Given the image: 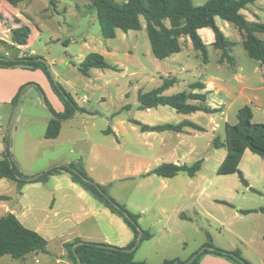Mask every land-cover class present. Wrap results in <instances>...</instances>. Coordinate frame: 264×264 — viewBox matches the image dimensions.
Returning a JSON list of instances; mask_svg holds the SVG:
<instances>
[{"label": "rangeland", "instance_id": "rangeland-1", "mask_svg": "<svg viewBox=\"0 0 264 264\" xmlns=\"http://www.w3.org/2000/svg\"><path fill=\"white\" fill-rule=\"evenodd\" d=\"M112 1L117 4L127 2V0ZM193 1L196 6H200L207 0ZM54 2L53 6L48 0H31L18 6L20 10L25 11L29 21L27 51H33L34 57L45 62L50 77L39 69L28 70L31 80L18 94L13 110H0L2 111L0 112V151H2L0 157L4 155L6 146L9 145L12 159L24 176H33L34 173L43 174L49 170V166H46V162L40 156L41 144L34 142V139L44 135L46 118H53L50 108L58 113L54 99L64 108H67L66 102L68 101L71 104L68 108L73 110L74 116H71L72 121L64 127L63 138L67 133L66 130H69L71 126L80 138L76 148L79 160H74L75 162L72 163H79L78 165L83 167L96 183L98 182L95 179L109 183L98 184L104 186L108 195L124 205L130 212L136 211V208L144 209L154 199L150 189L155 188L160 192L162 182L171 181L165 178L159 179L158 176L154 177L156 175H147L146 172L152 170L156 163L152 153L145 149L138 155L132 146L130 148L119 146L122 138L118 139L111 134L109 128L123 120L139 119L142 114L138 111L139 94L156 88L161 78L168 79L169 73H171V79L175 80L170 94L175 95L188 91L189 85L198 82L206 71L213 74L219 69L222 71H219V74L221 73L226 80L230 81L229 74L236 71L237 61L242 67L251 65V69L257 67L258 64L249 58L242 44L238 43L230 51V56L234 61L232 63L225 61L222 65L219 64L222 52L210 48L208 55L211 65L206 69L207 66L202 56L193 49L191 41L192 49L197 57L190 56L186 44L187 39L183 41L182 54L171 57L183 66L158 59L154 61L156 59L151 50L145 22H143L144 27L141 31H131L125 34L117 30L116 38L106 40L101 33L93 0H54ZM249 7L259 15L260 21L264 23V1ZM252 17L249 15L250 19H253ZM229 33L231 35L228 39L236 42V31L230 30ZM11 49L5 43L0 42V57L5 58L7 53L12 55L19 53ZM90 53L100 54L114 68L91 69L87 76L83 75L80 66ZM155 71H160V74L156 75ZM230 83L236 91V83L233 81ZM84 96L88 97L87 102L83 101ZM222 96L223 94L220 98ZM224 110L230 123L235 125L237 123L234 119L236 105L231 110L226 108ZM151 114L150 121H159L158 123L171 121L163 116L159 117L155 112ZM258 114L254 123L264 124L260 123L259 116L262 113ZM26 134H30L32 142L22 145ZM86 134H88V143H85ZM119 137H121L120 134ZM93 143L98 148L101 145L102 157L96 153H90L89 147ZM46 144L51 146L58 143L47 142ZM22 149L30 154L27 158L24 157ZM217 160V157L209 155L202 163L201 173L199 172L200 174L198 173L199 175L193 179L185 177V181L190 182L193 188L196 185L211 184L210 188L221 195L219 198L223 200L221 204L204 203L202 206L207 223L216 225V218L221 223H225L227 228L230 224V227L238 226L245 231L249 219L236 220L235 214L239 209L263 207L264 190L255 188L254 192L246 191L238 175H218ZM127 163L132 165V169H137L141 176H126L124 166ZM240 170L246 181H252L260 185L262 189L264 188V160L262 158L248 151ZM23 186L19 187L14 181L0 179V218L11 210L29 208L30 200L32 203L37 200L35 207L40 211L39 215L45 209L46 206L44 207L43 204L46 203L48 196L44 191L48 186H30L24 190ZM24 192L27 194L26 199L22 197ZM242 192H245V195ZM90 198L96 202L92 196ZM173 214V211H168L157 215L163 217L168 223H178ZM148 217L143 227L147 228L152 239L141 244L139 259H144L147 248L165 247L170 253H174V251L181 252L187 248L191 250L201 247L203 242L208 241L207 234L210 235L213 245L220 249L241 247L229 233L222 232L219 235L212 234V232L199 233V237L191 236L187 239L180 233L163 232L161 226L155 222V208L149 209ZM252 218L255 217H250ZM193 219L198 221V217H193ZM26 225L31 227L29 224ZM47 250L51 255L39 252L36 257L39 264H57L58 258L60 259L59 264H72L67 256L61 258L62 253H67V250L63 249L62 244L57 240L51 239ZM10 258L7 257L5 262H9ZM31 264H35V261Z\"/></svg>", "mask_w": 264, "mask_h": 264}, {"label": "crops", "instance_id": "crops-1", "mask_svg": "<svg viewBox=\"0 0 264 264\" xmlns=\"http://www.w3.org/2000/svg\"><path fill=\"white\" fill-rule=\"evenodd\" d=\"M28 1L31 0L21 1L16 6H13L8 0H0V42L11 47V50H14V47H17L19 49V53L16 57L18 56L19 58L34 57V52H28L27 46H17L12 36L13 30L29 25L25 11L18 8L20 4ZM242 13L249 21L256 20L261 22L259 15L256 12H253L251 7H248V9L242 11ZM249 15H252L253 19H250ZM216 21L227 38L231 35L229 31L235 30L237 36L236 42H242L241 34L235 26L222 21L219 18H217ZM199 33L205 44L211 46L214 43L215 37L211 29H202ZM183 41L185 40L182 39V43ZM186 44L190 56L195 55V57H197L189 40H187ZM182 52L180 54H182ZM10 56H12V54L7 53L5 58H10ZM174 59H171L170 57L164 61L177 63L179 66H183ZM154 61L158 60L156 59ZM219 64H224V62H221V57ZM257 64V67L251 69V65H248V67H242L238 61L236 62V71L229 74L231 78L230 81L236 83V91L230 81L226 80L221 73L219 74V71H221L219 69L216 70L217 73L213 74H209L207 71L204 72L203 77H201V79L199 78L198 82H193L189 85L188 91L197 95H205V105L212 109L219 110L218 113L208 114L205 112H196L191 114H182L167 106H159L157 108L144 110L141 109L139 102L138 111L139 113H142L141 117L139 119H127L117 122L112 128H109V132L114 134L118 139L122 138V143H120L119 146H124L125 148H130L132 146L136 149V153L138 155L140 151L143 152L145 149L152 153L156 163L153 165L154 167L152 170L146 172L147 175L157 167L165 164L192 166L199 160L204 161L209 155L218 158L216 166L218 171L219 167L226 158L227 151L225 148L215 149L213 147V141L216 138H218L221 142L225 141V126L227 123L231 124L224 108L231 110L235 108L236 105L234 119L238 122L237 114L239 110L245 106H250L254 113L253 121L259 115L258 113H262L259 116L261 118L260 123H264V68L258 62ZM205 65L207 66L206 69H208L211 65L210 60H208ZM155 74H160V71H155ZM30 75L31 74L27 69H0V110H13V107L15 106L13 102L20 90L23 89L28 82H30ZM169 78H171V73H169L168 79ZM160 80L161 81L158 83L156 88L161 87L165 82L162 78ZM194 84H202L205 88L202 90H190V86ZM170 90L171 88L166 90L164 95L172 96L170 94ZM222 94L226 97L222 96V98H220ZM53 102L58 113H64V110L66 112V108L60 105L58 101L54 99ZM190 103L199 104L196 101ZM153 112H155L159 117L163 116L166 120L170 119L171 121L162 123H158L159 121H150L149 117ZM50 121L51 118L47 117L46 130ZM71 121L72 117L62 122L61 133L56 139H46V130L41 138L39 137L34 139V142L39 145L41 144L39 148L40 156L46 162V166H49L48 168L58 165L72 164V162H75L74 160H79L76 148L80 138L75 134L73 126L69 127V130H66L67 133L63 138L65 131L64 127ZM187 122H190L201 129H195L194 127L185 125L178 132H144L137 124L140 123L148 126L172 124L177 126ZM16 132H18L17 128ZM119 134L121 137H119ZM85 138V143H88V134H86ZM31 142L32 139L30 134H26L21 144L25 145ZM47 142H54L58 144L49 146L46 144ZM7 147L8 146H6L4 155L0 157V160L4 158L7 152ZM89 149L90 153H96V155L102 157L101 145L98 148L97 145L93 143ZM22 151L25 158H27V155H30L26 153L24 149H22ZM247 153L248 151L244 154L243 159ZM34 174L35 175L33 176H28V178H35L42 175L40 173ZM124 174L132 177L141 176V173L137 169H132V165L128 163L124 166ZM185 177L189 176H186V174H179L174 178H165L169 179L171 182H162L160 192L155 188L150 189L152 196H154V199L150 202L151 204L146 205L144 209H137L135 207L136 211L132 212L140 215L139 222L141 228L144 231L149 232L146 227H143V223L149 219V209L155 208V222L161 226V231L168 234L180 233L187 239L191 236H198L199 233L206 234L207 232H212V234L216 233L217 235L222 232L229 233L236 239V243L241 247H229L227 248L228 251H239L251 264H264V214L253 213L243 215L240 212L244 210L239 209L235 214L236 220L249 219V224L247 226V230L245 231L241 230L238 226H236V228L230 227V224L227 228L225 223H221V221L216 218V225L214 223L209 224L207 223V219L204 218L205 212L203 211L202 206L204 203L217 205L221 204L220 202L223 201L219 199L221 195L210 188L211 184L196 185V187L193 188L190 182L185 181ZM158 178L164 179L162 177ZM95 180L103 185L109 184L105 181H100L99 179ZM248 184V187L245 186L246 191L254 192L256 191L255 188L264 190V188L262 189L260 185L252 183V181H248ZM37 185L48 186V188L44 191V193L48 196L46 203L43 204L44 207H46L43 211H41V214H38L40 211H38L35 207L37 200L33 203L30 200L31 205H29V208H19L17 210H11L9 213L14 214L28 229L36 231L42 235L48 241V246L50 245L51 239L60 242L63 249H66V243H71L76 238H80L85 242L108 244L120 248H125L134 241V233L127 226L124 220L113 214L103 204L97 202L96 199V202H93L90 198V194L81 186L74 183L68 174L53 176L46 184L35 183L24 185L23 190L27 187ZM242 194L245 195V192H242ZM22 197L24 199L27 198L26 192L22 193ZM262 197H264V193L262 194ZM260 208L262 207L247 210ZM168 211H173V215L178 220V223H168L163 219V217L157 215L164 214ZM193 217H198V221H194ZM250 217L255 218L250 219ZM26 224H29L31 227ZM188 225L193 226L190 227ZM205 245L206 241L202 243L201 247L191 250L187 248L183 249L181 252L174 251V253H170L165 247L147 248L144 259H139L138 253L140 245L136 252V260L144 261L147 264H162L165 260L170 259L187 261ZM46 254L51 255L50 252ZM38 255L39 253L30 254L20 260H16L11 256L6 255L0 259V264H31L32 261H35V264H39V260L36 259ZM66 256L67 253L63 252L61 258H66ZM7 257H11L9 262H5ZM59 262L60 259L58 258L57 264H59ZM200 264L232 263L222 257L208 254L204 256Z\"/></svg>", "mask_w": 264, "mask_h": 264}, {"label": "trees", "instance_id": "trees-1", "mask_svg": "<svg viewBox=\"0 0 264 264\" xmlns=\"http://www.w3.org/2000/svg\"><path fill=\"white\" fill-rule=\"evenodd\" d=\"M13 6L25 0H8ZM55 5L54 0H48ZM264 0H207L203 5L196 6L193 0H127L117 4L112 0H93L97 12L98 23L104 39L116 38V31L121 30L125 34L131 31H141L143 22L149 37L151 50L154 57L164 61L178 55L183 50L182 39L191 41L193 49L200 53L206 64L209 60L210 48L222 52L221 62L232 63L234 59L230 51L238 43L229 40L217 24L219 18L237 28L242 37V46L249 58L258 62L264 68V23L249 21L242 11L250 5ZM211 29L215 41L209 46L204 43L199 31ZM27 26L13 30V40L17 46H26L29 37ZM14 51H19L14 47ZM22 68L27 70H42L50 77L44 61L37 57L18 56L13 59L0 57V69ZM106 59L98 53H90L80 66V71L87 76L91 69H112ZM174 85L171 78L165 80L159 88L139 96L141 109L148 110L159 106H167L178 113L191 114L205 112L218 113L219 110L205 105L206 96L193 94L191 91L178 93L172 96L164 95V92ZM202 84L190 86V90L204 89ZM41 90V88H39ZM22 89L20 90V92ZM42 91V90H41ZM20 92L18 94H20ZM67 95V94H66ZM18 96V95H17ZM17 98L14 100L16 105ZM67 100V99H66ZM196 101L199 104H191ZM66 112L57 113L49 106L53 118L47 127L45 138L53 140L59 137L62 130V122L73 115L69 110L68 101ZM238 122L235 125L227 123L225 126V141L214 139L215 149L225 148L226 158L219 167L217 174L222 176L238 175L244 186L249 184L240 170V164L246 151L264 160V124L254 123V113L250 106H245L237 114ZM144 132L180 131L185 125L201 129L192 123L181 125L148 126L137 123ZM203 161H198L192 166L165 164L157 167L148 175H156L162 178H174L179 174H186L194 178L201 170ZM79 163L58 165L50 168L38 178L24 176L12 159L9 151L0 160V179L16 181L19 187L27 184H46L51 177L68 174L72 181L81 186L94 199L103 204L113 214L124 220L134 233V241L125 248L108 244L85 242L76 238L71 243H66L67 259L72 264H147L136 260V252L139 246L149 241L152 236L140 226V215L130 212L124 205L118 203L106 192L104 186L96 183L87 171L78 165ZM243 215L253 213L264 214V207L254 210H244ZM141 236V237H140ZM207 243L198 250L189 260L180 259L165 260L162 264H200L204 256L210 254L222 257L232 264H251L239 251H228L213 245L210 235H207ZM48 241L38 232L25 227L18 218L8 213L0 218V259L6 255L16 260L25 258L34 253H48Z\"/></svg>", "mask_w": 264, "mask_h": 264}, {"label": "water", "instance_id": "water-1", "mask_svg": "<svg viewBox=\"0 0 264 264\" xmlns=\"http://www.w3.org/2000/svg\"><path fill=\"white\" fill-rule=\"evenodd\" d=\"M16 55H18V52H16V54H14V55L10 56V58H9V59L16 58ZM38 177H39V176H38ZM38 177H35V178H38ZM140 237H141V236H140Z\"/></svg>", "mask_w": 264, "mask_h": 264}, {"label": "built area", "instance_id": "built-area-1", "mask_svg": "<svg viewBox=\"0 0 264 264\" xmlns=\"http://www.w3.org/2000/svg\"><path fill=\"white\" fill-rule=\"evenodd\" d=\"M83 101L84 102H87L88 101V97L87 96H84Z\"/></svg>", "mask_w": 264, "mask_h": 264}]
</instances>
